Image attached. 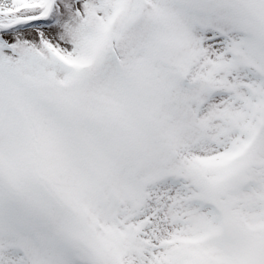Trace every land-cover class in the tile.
<instances>
[{"label": "snow or ice", "instance_id": "obj_1", "mask_svg": "<svg viewBox=\"0 0 264 264\" xmlns=\"http://www.w3.org/2000/svg\"><path fill=\"white\" fill-rule=\"evenodd\" d=\"M0 264H264V0H0Z\"/></svg>", "mask_w": 264, "mask_h": 264}]
</instances>
